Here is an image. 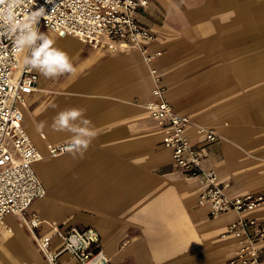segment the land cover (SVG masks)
<instances>
[{
  "label": "crops",
  "instance_id": "0c3cea01",
  "mask_svg": "<svg viewBox=\"0 0 264 264\" xmlns=\"http://www.w3.org/2000/svg\"><path fill=\"white\" fill-rule=\"evenodd\" d=\"M137 20L155 34L145 43L148 53L160 52L151 63L137 48L112 51L103 37L95 47L39 28L76 72L45 79L35 71L36 88L19 103L22 126L44 156L33 167L46 193L25 213L42 221L34 232L22 217H4L0 264H50L35 233L51 224L95 228L112 264H226L237 249L223 235L228 224L238 217L264 224V203L211 218L198 204L200 176L174 165L144 107L155 67L166 99L190 119L186 134L203 150L202 167L227 183L224 193L264 192V0H150ZM72 107L86 110L96 139L83 159L49 155L48 145L71 141L51 124ZM201 126L218 139L207 142ZM59 245L53 237L51 248ZM70 258L63 253L56 264Z\"/></svg>",
  "mask_w": 264,
  "mask_h": 264
},
{
  "label": "built area",
  "instance_id": "2783aa9c",
  "mask_svg": "<svg viewBox=\"0 0 264 264\" xmlns=\"http://www.w3.org/2000/svg\"><path fill=\"white\" fill-rule=\"evenodd\" d=\"M150 0H22L15 9L16 23L43 9L38 27L56 34L72 35L82 42L90 41L97 46L103 37L112 51L137 48L146 63L160 54L148 53L146 42L155 34L137 20V13ZM28 49L20 50L15 35L0 27V226L8 214L20 216L34 232L41 220L33 215L25 217L33 200L45 196V187L34 170V163L44 156L32 143L22 126L23 113L19 103L24 94L35 90L37 73L29 72L23 58ZM154 86L152 99L145 102L156 126L161 130V144L170 152L176 167L190 175L200 176L204 185L198 204L208 205L209 216L217 218L233 211L237 214L264 203V192L228 196L224 193L227 183H220L213 170L202 167L204 153L191 144L186 128L190 123L187 115L178 113L164 95L161 77L155 67L150 68ZM207 142L218 139L210 128L198 127ZM70 142L48 145V154L64 153ZM234 237L237 249L226 264H264V224L256 218H240L230 222L223 234ZM60 240L52 249V239ZM38 248L50 264H56L63 253L71 258L69 264H112L101 247L99 232L93 227L64 228L51 224L45 234H36Z\"/></svg>",
  "mask_w": 264,
  "mask_h": 264
},
{
  "label": "clouds",
  "instance_id": "9594fccd",
  "mask_svg": "<svg viewBox=\"0 0 264 264\" xmlns=\"http://www.w3.org/2000/svg\"><path fill=\"white\" fill-rule=\"evenodd\" d=\"M22 0H0V27L15 35L18 49H28L23 64L31 72L36 71L45 79H58L64 75L76 72L70 56L65 51L54 46V42L39 30L38 18L43 9L30 15L27 20L17 25L15 9ZM40 128L45 122H40ZM51 128L57 132L71 133V141L63 151L74 159H83L85 153L96 139L97 133L86 117V110L72 107L60 110L52 119Z\"/></svg>",
  "mask_w": 264,
  "mask_h": 264
},
{
  "label": "rangeland",
  "instance_id": "374dc122",
  "mask_svg": "<svg viewBox=\"0 0 264 264\" xmlns=\"http://www.w3.org/2000/svg\"><path fill=\"white\" fill-rule=\"evenodd\" d=\"M43 30L45 31L46 29H41L40 31H43Z\"/></svg>",
  "mask_w": 264,
  "mask_h": 264
}]
</instances>
